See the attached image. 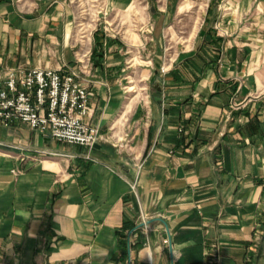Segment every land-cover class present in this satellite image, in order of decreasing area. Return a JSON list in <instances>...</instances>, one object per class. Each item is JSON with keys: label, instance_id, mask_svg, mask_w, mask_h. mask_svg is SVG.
I'll return each instance as SVG.
<instances>
[{"label": "crops", "instance_id": "crops-1", "mask_svg": "<svg viewBox=\"0 0 264 264\" xmlns=\"http://www.w3.org/2000/svg\"><path fill=\"white\" fill-rule=\"evenodd\" d=\"M203 16L188 49L131 77L120 40L77 50L66 1L0 0V72L75 71L103 136L0 124V264H264V0Z\"/></svg>", "mask_w": 264, "mask_h": 264}, {"label": "rangeland", "instance_id": "rangeland-1", "mask_svg": "<svg viewBox=\"0 0 264 264\" xmlns=\"http://www.w3.org/2000/svg\"><path fill=\"white\" fill-rule=\"evenodd\" d=\"M28 6L38 0H13ZM73 14L71 40L85 53L95 48V35L120 40L133 64L129 76L141 73L153 53L166 57L169 63L178 53L189 48L199 17H204L210 0H133L128 9L111 7L109 0H64ZM168 4V7H167ZM181 6V7H180ZM180 7V9H179ZM179 12V13H178ZM156 13L167 14L166 23ZM131 81L132 79H127ZM143 80V78H140ZM139 80V81H140ZM134 82V81H132ZM145 79L131 94L145 92ZM138 83L134 84L137 85ZM132 85V84H130Z\"/></svg>", "mask_w": 264, "mask_h": 264}, {"label": "built area", "instance_id": "built-area-1", "mask_svg": "<svg viewBox=\"0 0 264 264\" xmlns=\"http://www.w3.org/2000/svg\"><path fill=\"white\" fill-rule=\"evenodd\" d=\"M75 71L22 67L0 72V124L49 131L63 143L93 148L102 133L86 122L91 92ZM146 225L149 217L141 216Z\"/></svg>", "mask_w": 264, "mask_h": 264}, {"label": "water", "instance_id": "water-1", "mask_svg": "<svg viewBox=\"0 0 264 264\" xmlns=\"http://www.w3.org/2000/svg\"><path fill=\"white\" fill-rule=\"evenodd\" d=\"M162 79H159V82L157 83L156 85V90H157V93L155 95L156 99L160 100V95H161V92H162ZM143 226V224L141 225Z\"/></svg>", "mask_w": 264, "mask_h": 264}]
</instances>
